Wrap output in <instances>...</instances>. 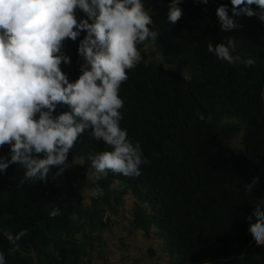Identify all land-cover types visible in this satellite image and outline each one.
I'll use <instances>...</instances> for the list:
<instances>
[{
	"label": "trees",
	"instance_id": "1",
	"mask_svg": "<svg viewBox=\"0 0 264 264\" xmlns=\"http://www.w3.org/2000/svg\"><path fill=\"white\" fill-rule=\"evenodd\" d=\"M143 2L156 13L160 35L138 46L142 61L121 85L126 103L120 111L122 129L151 163L141 166L139 177L109 171L93 178L90 187L102 191L88 203L80 191L92 177L87 157L107 148L90 138V130L78 138L68 156L72 167L60 177L53 167L47 182L21 184L23 167L11 165L0 173V252L6 264H92V254L105 249L100 233L112 224L127 191L138 201L135 226H155L177 264H264V247L256 246L245 219L264 206V23L241 16L235 18L240 28L223 32L216 8L230 9V0H209L207 11L183 0L182 18L170 25V0ZM84 35L65 42L71 64L62 63L61 70L70 82L80 75L77 48ZM227 37L236 41L233 55L255 59L253 67L229 65L207 51L209 40L218 44ZM67 110L58 106L54 115ZM234 140L238 144L231 147ZM8 152L7 145L0 149V155ZM256 176L259 183L247 194L244 185ZM114 182L123 190L116 193ZM54 208L60 215L50 218ZM24 228L29 233L20 251L10 253L3 232Z\"/></svg>",
	"mask_w": 264,
	"mask_h": 264
},
{
	"label": "clouds",
	"instance_id": "2",
	"mask_svg": "<svg viewBox=\"0 0 264 264\" xmlns=\"http://www.w3.org/2000/svg\"><path fill=\"white\" fill-rule=\"evenodd\" d=\"M182 2L170 0V25L182 18ZM194 2L207 11L209 0ZM230 5V9L226 4L216 8L221 31L240 28L235 18L241 16L264 23V0H230ZM80 13L86 18H79ZM155 15L146 10L143 0H0V149L9 147L8 154L0 155V173L19 165L24 169L21 184L33 179L47 182L55 167L54 176L60 177L72 167L68 156L78 138L90 130V138L107 148L87 157L89 175L100 180L109 171L125 177L142 174L141 166L151 161L143 156L139 141L129 139L127 129L121 127L120 110L126 100L120 89L128 71L142 61L138 46L160 35L154 30ZM82 33L77 48L80 75L70 82L61 70L62 63L71 64L63 49L66 41L76 42ZM235 42L232 37L218 44L209 40L207 51L232 65L240 61L233 55ZM240 62L245 68L256 63L252 58ZM58 106L68 110L54 115ZM258 183L259 176L253 177L244 185L245 192L250 194ZM100 191L92 189L91 195ZM262 209L257 205L245 217L257 247H264ZM58 215L59 208L49 213L50 218ZM28 233L27 228L3 232L10 253L20 251L19 242ZM0 264H6L2 252Z\"/></svg>",
	"mask_w": 264,
	"mask_h": 264
},
{
	"label": "crops",
	"instance_id": "3",
	"mask_svg": "<svg viewBox=\"0 0 264 264\" xmlns=\"http://www.w3.org/2000/svg\"><path fill=\"white\" fill-rule=\"evenodd\" d=\"M93 181V177L89 178L87 185L80 188L85 203L90 200L92 190L90 185ZM112 188L116 193L123 190L118 182H114ZM121 199L119 213L111 217L112 224L100 233L105 249L101 254L99 251L92 254V264H131L132 262L172 264L165 239L159 235L158 229L152 226L145 231L135 226L134 210L138 201L132 192L127 191Z\"/></svg>",
	"mask_w": 264,
	"mask_h": 264
},
{
	"label": "rangeland",
	"instance_id": "4",
	"mask_svg": "<svg viewBox=\"0 0 264 264\" xmlns=\"http://www.w3.org/2000/svg\"><path fill=\"white\" fill-rule=\"evenodd\" d=\"M206 23H212V21H210V20L208 19V20L206 21ZM237 144H238V141H237V140H234L232 143H230V146H231V147H235V146H237ZM165 243H166V247H167V242H166V240H165ZM167 249H168V247H167ZM170 257H171L172 264H177V260H176V258L173 257L171 254H170Z\"/></svg>",
	"mask_w": 264,
	"mask_h": 264
}]
</instances>
